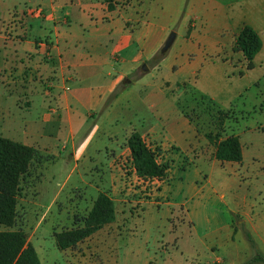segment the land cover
<instances>
[{"label": "crops", "instance_id": "1", "mask_svg": "<svg viewBox=\"0 0 264 264\" xmlns=\"http://www.w3.org/2000/svg\"><path fill=\"white\" fill-rule=\"evenodd\" d=\"M244 26H250L262 42L253 60L255 70L264 66V0H129L114 2L112 9L103 0H0V137L40 150L53 157L52 164L67 159L63 152L69 146L72 168L66 181L75 173L76 186L87 176L101 178L100 192L108 191L115 209V220L108 226H122L131 204L128 198L133 205L152 202L138 194L148 181L139 179L132 166L126 144L132 133L173 161L159 190L181 159L191 165L216 161L214 148L198 137L177 99L166 90L168 82L161 80L160 92L138 96L130 92L143 76L136 77V72L157 54L171 31L179 39L175 57L187 64L193 86L195 80H216V68L234 74L235 68L229 69L234 64L246 71L242 54L233 50ZM159 69L156 64L151 70ZM126 79L130 83L123 85ZM116 90V97L108 100ZM196 90L220 110L214 91ZM161 97L169 98L174 108L158 104ZM246 131L242 134L263 136L264 126ZM98 133L104 137L94 151L101 156L99 162L86 156ZM231 135L239 139L242 161H217L232 168L223 188L233 185L239 190L250 183L264 192V148L252 152L250 164L244 166L247 142L243 147L241 136ZM79 162H85L81 171ZM200 191L203 188L195 195ZM231 202L237 214L234 221L210 232L218 240L210 251L223 250L212 264H241L248 259L246 232L264 255V200L252 201L244 194L233 195ZM190 207L196 212L193 218L208 220L200 203Z\"/></svg>", "mask_w": 264, "mask_h": 264}, {"label": "rangeland", "instance_id": "2", "mask_svg": "<svg viewBox=\"0 0 264 264\" xmlns=\"http://www.w3.org/2000/svg\"><path fill=\"white\" fill-rule=\"evenodd\" d=\"M178 49L179 39H175L164 57L157 52L156 59L162 57L157 63L160 64L158 71L151 70L156 63L144 62L148 72H136V77L143 76L129 87L130 92L136 96L144 91L160 92L161 80L168 82L164 85L166 90L177 99L179 108L193 123L198 137L207 141L205 134L208 133H219L221 138L236 133L241 136L243 147L247 142V146L243 148L244 166H247L252 152L261 153L264 148V135L242 134L247 128L264 126V66L247 72L232 64L229 69L235 68L234 74H225L224 67L216 68L213 69L216 80H195L193 86V81L189 80L187 64L182 58L175 57ZM196 89L214 91L211 93L217 95L215 102L220 110L226 112L224 117L220 116L225 118L220 130L217 128L218 109L203 100ZM158 104L168 107L173 105L174 108L169 98H162ZM103 141V135L98 133L86 156H94L99 162L101 156L94 151ZM208 144L213 147L209 142ZM69 149L68 146L63 152L67 159L61 158L55 164H52L53 157L35 149L36 156L19 184L14 229L25 232L41 264H212L215 255H222L223 250L210 251L213 245L218 244L217 238L210 232L220 225L234 221L237 214L231 202L232 196L246 194L252 201L264 200V192L256 191L250 183L239 190L233 185H227L228 189L223 188L222 184L232 169L229 164L221 165L217 161H211L191 165L187 159H181L168 174L160 190L158 184L165 179L167 173L162 179H155L154 183H151L153 180L143 183V189L138 194L144 201L152 202L133 205V199H127L131 204L126 206V224L118 227L107 225L98 234L70 249L60 251L55 246L53 235L81 227L97 195H108V191L100 192L103 190L99 185L101 178L96 175L85 177V185L79 181L80 184L76 186V173L66 181L72 168ZM157 153L158 162L165 165L168 171L173 161L160 149ZM84 163H78L79 171ZM126 174L130 177V174ZM206 181L208 184L205 185ZM201 188L203 191L195 195ZM197 202L203 206L208 220L200 215L193 218L196 212L190 206ZM117 207L120 205L117 204ZM120 208L117 212L118 219L121 218ZM175 238H178L176 245ZM246 260H241L240 263Z\"/></svg>", "mask_w": 264, "mask_h": 264}, {"label": "trees", "instance_id": "3", "mask_svg": "<svg viewBox=\"0 0 264 264\" xmlns=\"http://www.w3.org/2000/svg\"><path fill=\"white\" fill-rule=\"evenodd\" d=\"M103 1L107 4L108 9H112L114 2H128L129 0ZM189 33L190 29L187 36ZM261 47L262 42L259 35L250 26H244L236 37L233 50L242 54L246 62V71L253 69V60ZM155 56L150 61L157 64L162 57L156 59ZM117 92L118 90L113 92L108 100L116 97ZM200 97L213 106L215 105L208 98ZM182 113L188 118L183 111ZM218 114L217 128L220 130L225 121V118H220V116L226 112L218 110ZM205 138L214 147L213 157L216 161L221 163H240L242 161L241 145L237 136L221 138L219 133L214 135L208 133L205 134ZM126 144L130 151L132 166L139 179L160 180L165 176L167 167L158 162L157 152L159 149H151L147 146L138 133H132ZM35 156L34 148L0 137V228H3L0 230V264H41L34 247L28 242L25 232L14 229L19 184L27 174ZM114 220L113 201L106 193H99L81 227L53 235L55 246L60 251L70 249L103 227L113 223ZM244 236L249 243L251 255L242 264H264V255L258 249L251 235L246 232Z\"/></svg>", "mask_w": 264, "mask_h": 264}, {"label": "water", "instance_id": "4", "mask_svg": "<svg viewBox=\"0 0 264 264\" xmlns=\"http://www.w3.org/2000/svg\"><path fill=\"white\" fill-rule=\"evenodd\" d=\"M176 39V33L174 31H171L167 38L165 39L163 45L159 49V54L164 57L168 51L170 50L171 46L173 45L174 41ZM139 71L142 72V74H145L148 72V67L146 63H142L141 67L139 68ZM130 83L129 79H126L123 81V85H127Z\"/></svg>", "mask_w": 264, "mask_h": 264}, {"label": "built area", "instance_id": "5", "mask_svg": "<svg viewBox=\"0 0 264 264\" xmlns=\"http://www.w3.org/2000/svg\"><path fill=\"white\" fill-rule=\"evenodd\" d=\"M36 13H38V14H39V12H37V11H36Z\"/></svg>", "mask_w": 264, "mask_h": 264}]
</instances>
